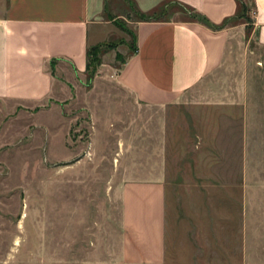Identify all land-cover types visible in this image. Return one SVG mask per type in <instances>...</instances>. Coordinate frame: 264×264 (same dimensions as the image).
Instances as JSON below:
<instances>
[{
    "label": "rangeland",
    "instance_id": "rangeland-1",
    "mask_svg": "<svg viewBox=\"0 0 264 264\" xmlns=\"http://www.w3.org/2000/svg\"><path fill=\"white\" fill-rule=\"evenodd\" d=\"M244 1L246 23L233 27L220 63L178 103L144 104L115 81L134 47L138 15L129 1L113 20L118 36L85 74L66 81L49 65L69 88L53 100L58 119L47 126L42 119L54 118L39 111L34 122L24 108L0 121V264H127L118 186L157 174L165 180L166 264H264V46L249 35ZM242 122L258 128L253 179L263 180L243 221L235 164L221 161L214 136L218 123Z\"/></svg>",
    "mask_w": 264,
    "mask_h": 264
},
{
    "label": "crops",
    "instance_id": "crops-1",
    "mask_svg": "<svg viewBox=\"0 0 264 264\" xmlns=\"http://www.w3.org/2000/svg\"><path fill=\"white\" fill-rule=\"evenodd\" d=\"M127 1L136 10L145 12L163 0ZM127 1L0 0V121L4 115L29 108L34 122L40 120L35 118L39 111L50 113L54 119L42 121L51 126L58 119L55 110L60 109V103L53 100L66 97L69 88L54 77L49 61L53 60L57 75L66 81L73 73L85 74L87 46L103 44L118 36L113 20L125 15ZM175 1L189 6L213 24L239 12L242 4L246 6L244 0ZM251 6L249 35L264 46V0H251ZM240 18L242 21L237 20ZM240 23H246L243 17H233L221 27L211 28L177 9L159 19L137 18L133 22L134 49L117 68L115 81L144 104L183 101L187 91L220 63L230 33ZM254 126L243 122L235 127L218 123L214 134L221 161L235 164L230 171L239 189L242 221L253 188L263 184L260 177L253 179L255 158L261 153L253 148L258 146L259 139L254 133L258 128ZM57 130L63 136L65 127L60 125ZM118 194L121 261L166 264L163 174L126 178L119 184ZM241 242H245L244 236ZM240 255L243 259L249 253L242 250Z\"/></svg>",
    "mask_w": 264,
    "mask_h": 264
},
{
    "label": "trees",
    "instance_id": "trees-1",
    "mask_svg": "<svg viewBox=\"0 0 264 264\" xmlns=\"http://www.w3.org/2000/svg\"><path fill=\"white\" fill-rule=\"evenodd\" d=\"M161 6H163V7H162V9L159 10V8ZM173 9L180 10V11L186 13L191 19L202 21L203 23H205L207 26H209L211 28H218V27H221V25H223L224 23H226L227 21H229L233 17H240V16L245 17L244 12L246 10V6L244 4H242L241 10L239 12H237V13L235 12V14L233 16H231L230 18H225L222 22H220L218 24H213V23L209 22L200 13L194 11L189 6H187L183 3H180L178 1H175V0H163L149 11L143 12V11L136 10V12L138 15V19H159V18H163L164 15H166L170 10H173ZM133 38H134V36H133ZM109 45H110L109 42H104L103 44H95V45L87 46V48L85 50V57H86L85 71H87L89 64L91 62L93 63L96 60L95 55L101 49V47L109 46ZM133 49H134V47L131 50H133ZM123 59L121 60V62L123 61ZM49 65L50 66L53 65V60L49 61ZM88 76H90V75L88 74Z\"/></svg>",
    "mask_w": 264,
    "mask_h": 264
}]
</instances>
